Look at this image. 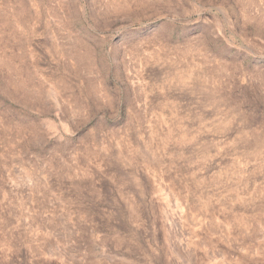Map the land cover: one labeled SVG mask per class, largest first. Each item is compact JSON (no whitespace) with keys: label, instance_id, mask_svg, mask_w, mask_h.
<instances>
[{"label":"rangeland","instance_id":"374dc122","mask_svg":"<svg viewBox=\"0 0 264 264\" xmlns=\"http://www.w3.org/2000/svg\"><path fill=\"white\" fill-rule=\"evenodd\" d=\"M0 264H264V0H0Z\"/></svg>","mask_w":264,"mask_h":264}]
</instances>
